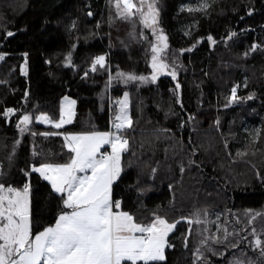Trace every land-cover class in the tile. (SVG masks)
Segmentation results:
<instances>
[{"label":"trees","instance_id":"trees-1","mask_svg":"<svg viewBox=\"0 0 264 264\" xmlns=\"http://www.w3.org/2000/svg\"><path fill=\"white\" fill-rule=\"evenodd\" d=\"M187 1L158 0L159 27L169 44L163 58L176 68L177 79L163 73L153 83L152 31L143 28L138 17L118 18L111 0H0V53L6 54L0 62V171L4 173L0 179L20 187L28 179L22 170L32 163L66 162L70 153L63 147V136L40 133L111 131L117 101L128 92L133 124L124 130L129 149L122 154L119 186L114 185V196L122 199L124 210L143 222L151 219L157 206L170 222L196 209L203 216L206 210L210 221L219 215L218 223L226 224L230 232L235 229L237 235L229 239L239 242L238 249H227L223 257L208 253L213 264H227L239 249L257 258L258 251L249 243L251 229L255 227L264 239V217L248 223L244 213L246 209L264 212V0H213L204 12L181 10ZM187 25L189 35L184 31ZM232 32L236 35L229 39ZM209 35L215 44L208 41ZM193 43L191 52L178 51ZM253 44L257 49L251 51ZM69 52L71 65L66 63ZM24 53L27 76L20 71ZM97 55H105L107 67L97 66L92 72ZM119 72L147 76L149 82L125 84ZM234 86L242 99L229 103ZM67 96L77 102L71 124L54 129L34 119L30 128L37 135H20L15 124L23 113L35 117L43 112L58 119ZM9 107L17 111L6 118ZM248 126L259 131L257 138L246 131ZM33 146L40 156L33 157ZM153 168L157 169L154 179ZM30 183L35 233L54 223L59 201L38 174H32ZM191 227L188 235L187 221L179 220L169 236L173 247L166 249L167 259L161 264H193L194 249L202 238L197 230L207 227L210 232L205 236L216 231L215 223Z\"/></svg>","mask_w":264,"mask_h":264},{"label":"snow or ice","instance_id":"snow-or-ice-1","mask_svg":"<svg viewBox=\"0 0 264 264\" xmlns=\"http://www.w3.org/2000/svg\"><path fill=\"white\" fill-rule=\"evenodd\" d=\"M111 2L114 4L118 18L133 21L138 17L140 23L152 31L155 42L150 45L152 53L150 81L156 82L158 76L165 72L176 80V68H170L163 58L169 44L163 28L159 27L158 0H111ZM208 7L205 2L201 4L199 10ZM87 15L91 16L92 12L89 11ZM6 35L11 37L13 33L8 31ZM130 35L134 38V31ZM185 35L189 33L186 32ZM235 35L236 33L232 32L228 38L231 39ZM207 39L212 44L216 42L211 35ZM194 47L195 43L187 49L181 48L178 51L191 52ZM256 47L257 45L253 44L250 50L254 51ZM247 54L244 53L245 56ZM5 55L0 53V60H3ZM23 55L24 63L20 71L27 76L28 54ZM66 63L72 64L70 52L66 57ZM97 66L101 69L107 67L105 55L94 57L91 71L96 72ZM87 74L85 72V75ZM117 75L125 84L135 81L149 82V77L134 73L119 72ZM180 87L179 83L175 86L177 102H179ZM237 87L231 89V95L227 98L229 103L242 99L237 96ZM253 95H249L246 99H252ZM75 104V100L64 97L58 119H52L43 112L35 117L23 113L15 127L21 136L25 132H31V135L35 136L37 133L32 132L30 128L35 119L42 124L51 125L54 129H61L64 125L73 122L76 115ZM117 104L119 112L112 122L111 131L40 133L43 137L63 136V147L70 153L66 162L58 163L41 159L32 163L28 169L22 170L28 179L20 187L5 184L0 179V264H161L167 259L166 249L173 247L169 242V234L176 228L179 220L187 221L188 235L192 234L193 224H216L215 233L210 235H203L210 232L207 227H204L202 232L197 230L202 238L194 249L193 264H213L208 253L211 256L223 257L227 249L239 248V242L229 239L237 235L235 229L230 232L226 224L218 223L219 215L216 221H210L206 210L203 216L201 211L196 209L190 216H181L179 220L171 222L159 214L160 206L152 211L148 222L140 221L134 212L124 210L122 199L114 196V185L119 186L117 182L124 171L122 154L129 149V140L124 134V130L131 128L133 124L128 111L129 93L125 92L123 99L118 100ZM16 111L17 109L9 107L4 111V116L7 118ZM258 135L257 130L256 136ZM15 143L19 144L20 141L17 140ZM106 145L110 151L105 149ZM32 155L33 157L41 155L35 146ZM11 159L12 157L9 156L10 161ZM2 167L0 165V169ZM180 170L184 171L183 165ZM156 171L157 169H152L153 179ZM32 174H38V178L47 181L51 193L59 201V210L54 217V223L44 226L42 230H36L35 233L31 211ZM3 175V171H0V177ZM137 190L141 193L146 192L145 188ZM244 215L248 223H252L258 217H264V212L246 209ZM241 230L247 231L246 228ZM261 232L264 233V227L261 228ZM188 235L184 238L185 248L188 246ZM251 235L253 240L249 243L254 252L258 251V257H248L244 249H239L238 253L234 252L231 259L227 260V264H264V239L257 233L255 227L251 229ZM241 240H247V237ZM212 245L223 247L217 248Z\"/></svg>","mask_w":264,"mask_h":264},{"label":"rangeland","instance_id":"rangeland-1","mask_svg":"<svg viewBox=\"0 0 264 264\" xmlns=\"http://www.w3.org/2000/svg\"><path fill=\"white\" fill-rule=\"evenodd\" d=\"M212 1L213 0H188L186 3H184L183 5H182V7H181V10H188L189 8H191V9H194L193 11H201V12H204V11H206L207 9H205V10H199L200 9V6H201V4H203V3H207L209 6L211 5V3H212ZM141 26L144 28V25L143 24H141ZM151 30V29H150ZM184 31H185V33L187 32V33H191V27L189 26V25H187L186 27H185V29H184ZM256 49H257V47H256ZM0 62H1V60H0ZM163 73H161L159 76H161ZM164 74H167L166 72L164 73ZM168 75V74H167ZM158 76V77H159ZM68 98H70L71 100H75L74 98H72V97H69V96H67ZM76 101V100H75ZM64 103V98L62 99V101H61V105ZM118 110H119V108H118ZM75 113L77 114V102H76V104H75ZM11 116V115H10ZM115 116H116V114H115ZM115 116H114V118H115ZM75 117H76V115L74 116V118H73V121H74V119H75ZM37 124H41V125H45V124H42V123H40V122H37V121H35ZM69 124H67V125H64L63 127H66V126H68ZM246 131L249 133V134H252L255 138H257V136H256V133H257V130H253L252 128H250L249 126L248 127H246ZM107 146V145H106ZM105 146V147H106ZM106 148H108V146L106 147ZM105 148V149H106ZM102 150H104V149H102ZM47 182V181H46Z\"/></svg>","mask_w":264,"mask_h":264},{"label":"crops","instance_id":"crops-1","mask_svg":"<svg viewBox=\"0 0 264 264\" xmlns=\"http://www.w3.org/2000/svg\"><path fill=\"white\" fill-rule=\"evenodd\" d=\"M128 111H129V110H128ZM118 112H119V110L116 112V114H117ZM106 147H107V146H106ZM106 147H105V148H106ZM170 234H171V233H170ZM170 234H169V236H170Z\"/></svg>","mask_w":264,"mask_h":264},{"label":"built area","instance_id":"built-area-1","mask_svg":"<svg viewBox=\"0 0 264 264\" xmlns=\"http://www.w3.org/2000/svg\"><path fill=\"white\" fill-rule=\"evenodd\" d=\"M114 107L113 105L110 106V108ZM110 151V149H108Z\"/></svg>","mask_w":264,"mask_h":264},{"label":"bare ground","instance_id":"bare-ground-1","mask_svg":"<svg viewBox=\"0 0 264 264\" xmlns=\"http://www.w3.org/2000/svg\"><path fill=\"white\" fill-rule=\"evenodd\" d=\"M93 16V13H92V15L91 16H89V17H92Z\"/></svg>","mask_w":264,"mask_h":264}]
</instances>
